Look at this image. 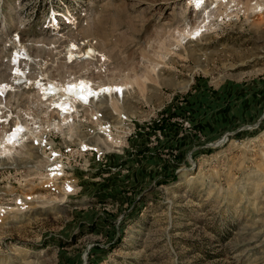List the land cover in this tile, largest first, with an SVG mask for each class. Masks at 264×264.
<instances>
[{
    "label": "rangeland",
    "instance_id": "obj_1",
    "mask_svg": "<svg viewBox=\"0 0 264 264\" xmlns=\"http://www.w3.org/2000/svg\"><path fill=\"white\" fill-rule=\"evenodd\" d=\"M71 7L81 26L44 28ZM15 50L49 83L125 87L105 106L132 121L105 164L76 173L75 198L47 195L32 171L0 174V198L39 193L0 224V264H264V0H0V85ZM66 50L85 60L65 65ZM20 80L10 105L63 122ZM7 133L0 158L33 154Z\"/></svg>",
    "mask_w": 264,
    "mask_h": 264
},
{
    "label": "built area",
    "instance_id": "obj_2",
    "mask_svg": "<svg viewBox=\"0 0 264 264\" xmlns=\"http://www.w3.org/2000/svg\"><path fill=\"white\" fill-rule=\"evenodd\" d=\"M56 14L53 15V11ZM86 20V13L77 8L51 10L48 16L45 29L57 31L66 28L77 29ZM77 27V28H76ZM15 41L20 44L21 37L17 35ZM82 53L90 45L85 42L80 43ZM17 50V49H16ZM10 59L12 70V80L3 82L2 86L12 85L19 81L21 74L16 72L19 67L26 71L30 80L22 78L19 85L21 90L35 88L40 97L52 95L49 98H56L58 104H51L45 101L48 108H51L58 119L65 117L66 121L58 125L49 123L46 118L37 112H31L32 118L24 113V107L10 105L11 93L0 87V117L5 120L0 124L6 126L8 133L7 143L14 145L22 151H32V155L24 156L21 153H14L13 156L0 158V174L6 173L14 168L21 170L20 173L26 175V171L36 173L35 179L39 184V189L54 198L71 199L79 195L81 187L76 173L78 171H88L91 164L103 165L106 162L108 151L107 146L120 147L131 135V121L129 115L118 110V113L111 108H107L105 103L108 96L107 87L98 84L80 85L82 80H77L79 76H71L63 82L64 88L60 90L49 83L48 76L44 74V69H34L29 59L23 55L16 62L15 53ZM23 50V49H22ZM23 53V51H22ZM85 60V59H81ZM76 59H70L66 50L64 63L67 66L75 65ZM102 62V61H101ZM37 70V71H36ZM68 88L74 91L68 92ZM66 89V90H65ZM10 90V89H9ZM20 92V91H19ZM112 96L119 103L125 101L128 92L125 87L119 86L112 89ZM13 103V102H12ZM16 104V103H15ZM5 105L7 107H5ZM24 106V105H23ZM26 107V106H25ZM24 110V111H23ZM33 117L35 120H33ZM21 126V127H20ZM25 159V160H24ZM19 163H17V162ZM39 195L36 192L26 194H13L0 198V224L4 223L8 217L14 213H25L33 208Z\"/></svg>",
    "mask_w": 264,
    "mask_h": 264
},
{
    "label": "bare ground",
    "instance_id": "obj_3",
    "mask_svg": "<svg viewBox=\"0 0 264 264\" xmlns=\"http://www.w3.org/2000/svg\"><path fill=\"white\" fill-rule=\"evenodd\" d=\"M205 1V0H204ZM224 1V3H225V5L227 6L228 4H230L231 2H233V1H235V0H223ZM223 6V5H222ZM89 53V52H88ZM90 54V53H89ZM13 57V56H12ZM15 57H18V53H15ZM70 58H72V56L70 55ZM14 60L17 62L18 61V59H15L14 58ZM26 80H30L29 78H28V76L26 75ZM75 82V81H74ZM74 82H69L68 84H70V83H74ZM50 84L51 85H53V88L56 86L59 90L63 87L64 88V85H61V84H59V83H53V82H50ZM85 84H91V82H88V81H86V80H82V82H80V85H85ZM93 84V83H92ZM2 86V85H1ZM99 86H103V87H107V89L108 90H106V91H108L107 93H106V95L109 97V98H113L114 99V97L112 96V89L114 88V87H119L120 85H117V84H100ZM2 89L4 90V92L6 91V86L4 85V86H2ZM69 90H68V92H73L74 93V91L73 90H71L70 88H68ZM66 90V89H65ZM26 91H28V90H26ZM52 95H46L45 97H51ZM42 100L44 99V98H42V97H40ZM49 99H51V101H52V104L54 105V104H58V100H56V98H49ZM112 109L115 111V112H117V110H116V107H112ZM66 121V119L64 118V120H63V122H65ZM3 153L4 154H6V153H10L9 152V150L8 149H6L5 148V150L3 151Z\"/></svg>",
    "mask_w": 264,
    "mask_h": 264
}]
</instances>
